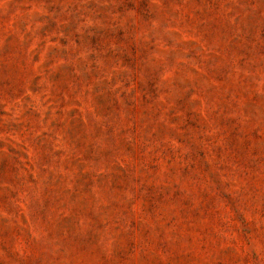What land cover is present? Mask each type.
<instances>
[{
	"label": "rangeland",
	"instance_id": "374dc122",
	"mask_svg": "<svg viewBox=\"0 0 264 264\" xmlns=\"http://www.w3.org/2000/svg\"><path fill=\"white\" fill-rule=\"evenodd\" d=\"M0 264H264V0H0Z\"/></svg>",
	"mask_w": 264,
	"mask_h": 264
}]
</instances>
